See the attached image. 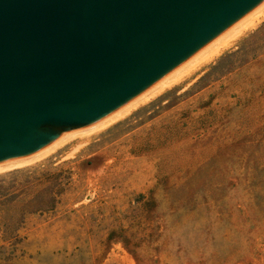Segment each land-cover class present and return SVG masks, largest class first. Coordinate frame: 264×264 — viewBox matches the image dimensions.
Wrapping results in <instances>:
<instances>
[{
    "label": "rangeland",
    "instance_id": "374dc122",
    "mask_svg": "<svg viewBox=\"0 0 264 264\" xmlns=\"http://www.w3.org/2000/svg\"><path fill=\"white\" fill-rule=\"evenodd\" d=\"M257 17L101 130L1 167L6 198L26 212L6 264H264Z\"/></svg>",
    "mask_w": 264,
    "mask_h": 264
},
{
    "label": "water",
    "instance_id": "95a60500",
    "mask_svg": "<svg viewBox=\"0 0 264 264\" xmlns=\"http://www.w3.org/2000/svg\"><path fill=\"white\" fill-rule=\"evenodd\" d=\"M263 0H0V163L137 96Z\"/></svg>",
    "mask_w": 264,
    "mask_h": 264
},
{
    "label": "bare ground",
    "instance_id": "6f19581e",
    "mask_svg": "<svg viewBox=\"0 0 264 264\" xmlns=\"http://www.w3.org/2000/svg\"><path fill=\"white\" fill-rule=\"evenodd\" d=\"M264 12V0L257 5L252 11L247 13L245 16L240 18L238 21L229 26L226 30L221 32L206 45L200 48L196 53L190 56L187 60L182 62L180 65L172 69L162 78H160L153 85L148 87L146 90L138 94L137 96L130 99L128 102L114 110L109 115L97 120L96 122L76 130H70L63 133L55 141L51 142L47 146L31 153L29 155L5 161L0 163V168L3 166H10L12 164L21 163L23 161H28L32 158L42 157L53 151L56 147L70 141L75 136L87 137L88 135L101 130L103 127L113 122L114 120L123 116L127 111L136 106L138 103L145 101L149 97L163 91V89L179 82L183 77L189 74L192 70L198 68L205 62L209 61L215 55H217L222 49L229 46L231 41L242 33L244 30L249 28L257 20V15ZM259 13V14H257ZM135 108V107H134ZM16 163V164H17ZM21 165V164H20Z\"/></svg>",
    "mask_w": 264,
    "mask_h": 264
},
{
    "label": "trees",
    "instance_id": "16d2710c",
    "mask_svg": "<svg viewBox=\"0 0 264 264\" xmlns=\"http://www.w3.org/2000/svg\"><path fill=\"white\" fill-rule=\"evenodd\" d=\"M12 194L9 188L0 187V264L12 262L8 256L22 238L19 230L24 226L26 217V212H17L12 200L6 198Z\"/></svg>",
    "mask_w": 264,
    "mask_h": 264
}]
</instances>
